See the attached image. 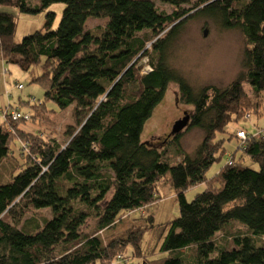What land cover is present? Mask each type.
Wrapping results in <instances>:
<instances>
[{
  "label": "trees",
  "instance_id": "16d2710c",
  "mask_svg": "<svg viewBox=\"0 0 264 264\" xmlns=\"http://www.w3.org/2000/svg\"><path fill=\"white\" fill-rule=\"evenodd\" d=\"M155 1L174 11L159 12L152 0H0V6L31 15L53 3L64 6L55 29V14L48 11L43 29L18 43L17 17L0 13V63L25 72L39 65L42 74L32 82L44 88L42 103L53 102L60 111L73 107L74 119L65 129L64 146L19 128L31 116L11 121L6 113L1 119L0 162L16 156L15 131L28 141L30 152L19 147L26 163L18 162V173L0 186V264H113L109 261L130 246L141 259L135 264H264V243L258 245L264 238V129L242 125L236 131L244 134L242 140L235 131L225 132L230 121L235 124L244 114L250 121L263 108L264 0H198L192 6L199 8L197 16L237 30L245 40L242 71L221 89H194L168 65V53L188 18L181 5L191 0ZM88 19L107 23L86 30ZM139 57L147 58L148 72L140 74ZM171 83L180 104L193 108L187 127L204 132L192 154L171 143L181 132L168 134L160 144L141 140ZM244 86L256 103L246 101ZM232 141L237 154L226 153ZM224 153L227 162L208 176ZM172 155L177 161L170 160ZM161 179L172 190L169 204L176 217L154 223L148 216L144 228L129 229L126 237L102 246L96 234L112 229L121 213L157 202ZM203 185L186 198L187 191ZM28 209L50 212L33 233L21 229ZM89 221L94 229L83 233ZM231 225L243 229L230 233ZM156 226L158 255L144 257L142 233ZM220 231L228 235L223 242L215 237Z\"/></svg>",
  "mask_w": 264,
  "mask_h": 264
},
{
  "label": "rangeland",
  "instance_id": "374dc122",
  "mask_svg": "<svg viewBox=\"0 0 264 264\" xmlns=\"http://www.w3.org/2000/svg\"><path fill=\"white\" fill-rule=\"evenodd\" d=\"M152 1L159 12L169 14L174 11V8L167 4L159 3L155 0ZM197 1L198 0H191L190 5H181V8L188 10V15H186L188 18L186 16L183 17V19H187L185 23H183L181 32L168 53L167 62L168 65L176 70V73L194 89H201L207 86L218 89L225 88L242 71V60L246 46L245 40L239 31L221 29L208 17H203L201 15L197 16L196 11L199 8L192 9L193 4ZM63 8L64 6L62 4L53 3L46 11L31 15L27 13L21 14L16 8L11 6H0V13L11 14L17 17L14 40L18 43L24 36L43 29L45 14L48 11L55 14L53 23V28L55 29L60 22ZM106 23L107 19H88L85 23V29L94 30L104 27ZM203 31H206V36H203ZM149 48L150 46L146 47V49ZM139 58L138 65L142 67L143 72H148L146 59H141L142 57ZM5 70L6 73L3 77L1 72ZM41 74L42 69L39 65L34 66L29 72H25L16 65L0 63V121L4 118L2 111L8 109L9 106H18L20 110L29 112L31 115V120L26 122V124H22L19 128H22L29 134L34 132L44 140H54L64 146L68 141V137L65 135V129L69 125H74V119L72 117L73 107L60 111L53 102L42 103L44 101V88L39 83L32 82L33 79ZM140 74L142 73L140 72ZM19 84L22 85L21 89H17V85ZM244 89L246 101L248 103H256L250 89L247 86H244ZM21 101L27 103H21ZM192 110V106L180 104L178 100V88L175 84L171 83L165 92L163 100L154 108L151 117L146 121L141 134V140L160 144L162 139L170 134L173 123L183 118L184 112H186L188 116H191ZM240 116L239 122L234 124L230 121L226 125V131H223L227 133L231 131L236 132L237 129L242 128V125H247V128H250L251 124L258 129H264V104L261 109V114H252L250 121L247 120V114ZM178 135V142H175L174 139L171 138V143L174 144L173 146H176L177 149L184 153L192 154L201 143L204 132L198 128L190 129V127H186ZM15 136L23 144L21 143L20 146V143L15 138L16 144L11 146L16 156L8 161L0 162V186L7 184L11 178L18 173L20 169L19 163H26L23 154L19 155V147L22 148L21 151L23 153H27V151L30 152L28 141L23 142L19 139L17 131H15ZM39 142L42 141L39 140ZM171 143L168 150L172 147ZM236 147L237 145L234 141L227 142L226 153H233L235 151L237 154ZM172 157L171 159L169 158L171 161H177L174 160L176 158L175 156L172 155ZM228 158L229 154L226 155L224 153L219 161L213 164L209 169L207 173L208 176L213 177L214 174L224 166ZM247 166L255 167V169L257 168V165L251 162H249ZM158 187L160 193L157 202L142 210L121 213L112 229L103 230L96 234L102 246H106L113 239L126 237L129 229H135L137 227L144 228L147 225L148 221L146 218L148 216L154 218V223H162L171 218L172 215L174 216L177 214L174 209V204H169L172 202L173 193L167 179H161L157 184V188ZM204 188L205 186L203 185L190 189L187 191L186 198L191 200L196 193L201 192ZM161 196L166 199V202H162ZM49 216L50 212L48 209H28L25 211L20 222L21 225H23L21 228L22 231L25 233H33L36 229V225ZM156 228L157 226L153 227L152 230H147L142 233L141 241L144 257L158 255V246L161 240L155 232ZM93 229L94 223L89 221L82 232L90 233ZM228 229H230V233H233L238 229L242 230L243 227L231 225ZM158 231L159 228H157V232ZM215 237L220 242H223L227 239L226 237H228V235L220 231ZM263 239L264 238H261L258 245L264 243ZM132 251L134 250L130 246L125 249L121 255L117 254L115 257L116 259L113 257L109 262L113 264L138 263L141 259L133 256Z\"/></svg>",
  "mask_w": 264,
  "mask_h": 264
},
{
  "label": "water",
  "instance_id": "95a60500",
  "mask_svg": "<svg viewBox=\"0 0 264 264\" xmlns=\"http://www.w3.org/2000/svg\"><path fill=\"white\" fill-rule=\"evenodd\" d=\"M203 36H206V31H203ZM188 125H189V116L187 115L186 112H184L183 118L178 119L177 121L173 123L170 134L174 136L182 132V130H184Z\"/></svg>",
  "mask_w": 264,
  "mask_h": 264
},
{
  "label": "built area",
  "instance_id": "2783aa9c",
  "mask_svg": "<svg viewBox=\"0 0 264 264\" xmlns=\"http://www.w3.org/2000/svg\"><path fill=\"white\" fill-rule=\"evenodd\" d=\"M5 114H3V117L6 115V112H4ZM9 115H6V117H10V120L11 121H17L18 119H20V118H22V119H24V120H29V115H27V114H23V113H21V112H19V111H16V110H14V111H11L10 113H8ZM3 119H5V117L3 118ZM237 136L239 137V138H241V139H244V134L240 131V132H238L237 133Z\"/></svg>",
  "mask_w": 264,
  "mask_h": 264
},
{
  "label": "clouds",
  "instance_id": "9594fccd",
  "mask_svg": "<svg viewBox=\"0 0 264 264\" xmlns=\"http://www.w3.org/2000/svg\"><path fill=\"white\" fill-rule=\"evenodd\" d=\"M147 47H148V45H147ZM146 59V62H147V58H145ZM145 63V62H144ZM148 68V67H147ZM148 70H149V68H148ZM143 73H146V72H143V70H142V74ZM4 77V76H3ZM22 88V85L21 84H19V85H17V89H21ZM14 110H16V111H19V112H21V113H23V114H27V115H29V117L31 116L30 115V113L29 112H24V111H22V110H20L19 109V107L17 106V107H10L9 106V108L8 109H6V110H4V111H2V113H4V112H6V113H10L11 111H14ZM183 115H184V113H183ZM8 117H6V119H7ZM238 132H240V131H238ZM238 132H236V137L237 138H239L238 136H237V133ZM239 139H241V138H239ZM242 140V139H241Z\"/></svg>",
  "mask_w": 264,
  "mask_h": 264
},
{
  "label": "crops",
  "instance_id": "0c3cea01",
  "mask_svg": "<svg viewBox=\"0 0 264 264\" xmlns=\"http://www.w3.org/2000/svg\"><path fill=\"white\" fill-rule=\"evenodd\" d=\"M22 102V101H21Z\"/></svg>",
  "mask_w": 264,
  "mask_h": 264
}]
</instances>
